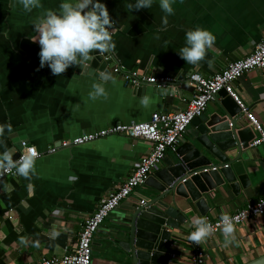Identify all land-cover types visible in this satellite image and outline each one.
<instances>
[{
	"label": "crops",
	"instance_id": "0c3cea01",
	"mask_svg": "<svg viewBox=\"0 0 264 264\" xmlns=\"http://www.w3.org/2000/svg\"><path fill=\"white\" fill-rule=\"evenodd\" d=\"M61 2L41 0L43 9L29 13L18 0H0V125L10 123L13 129L0 137V151L7 146L15 153L16 143L24 139L41 153L30 178L13 175L0 180V264H35L40 258H58L68 252L99 199L121 183L133 161L149 151L147 142L123 135L44 153L49 145L116 123L146 121L155 111L183 109L191 92H178L176 85L189 71L210 76L264 39V0H174V14L167 16L166 27L163 18L167 14L160 9L159 0H153L151 8L132 11L125 5L135 0H101L115 21L109 66L170 75L175 78L171 88L175 95H162L150 85L137 92L111 74L115 82L105 84L108 98L93 101L88 92L97 77H73L75 67L61 76H54L47 65L39 68L40 46L31 40L35 35L33 20L45 9L58 10ZM196 27L210 31L215 43L205 60L193 66L181 59L178 51L185 45L186 31ZM233 86L264 129V69L245 72ZM145 95L150 98L147 108L140 104ZM219 100L216 96L208 102L199 117L219 113ZM236 119V127L246 126L243 116ZM195 135V127L188 124L179 144L192 141ZM245 153L248 185L237 193L226 183L223 189L213 190L204 213L210 218L231 213L264 194V149L249 146ZM164 158L173 160V152L165 151ZM162 160L158 167L163 166ZM145 190L143 184L136 187L126 204H119L104 218L92 238L90 264H127L122 262L120 248L108 238H113L112 230L125 213L122 208L136 202V195ZM204 214L193 208L189 221ZM235 228L236 244L223 247L218 230L201 245H194L187 239L192 230L189 222L184 223L181 229L171 231L175 239L172 247L179 254L170 256V264H189L192 245L199 250L201 264H241L264 252V215ZM53 230L59 235L50 239ZM22 239L27 243H21Z\"/></svg>",
	"mask_w": 264,
	"mask_h": 264
},
{
	"label": "water",
	"instance_id": "95a60500",
	"mask_svg": "<svg viewBox=\"0 0 264 264\" xmlns=\"http://www.w3.org/2000/svg\"><path fill=\"white\" fill-rule=\"evenodd\" d=\"M104 55L92 53L88 64L75 67L72 76L86 74L99 79L100 72L110 73L109 62L102 59ZM177 85L178 92L192 91L185 80ZM144 87L133 88L138 92ZM216 96L220 98L219 113L207 115L206 119L194 117L189 123L196 131L192 141L178 144L173 160L164 158L162 167L149 172L143 182L147 190L136 195L137 201L120 207L125 213L108 241L120 248L122 262L170 264V256L179 254L172 247L175 239L171 238V231L189 222L193 208L204 214L211 201L210 193L223 189L225 183L232 193L248 185L243 159L247 158L245 151L254 134L247 125L235 126L236 118L242 116L235 102L223 90ZM124 203L125 200L120 202ZM241 264H264V252Z\"/></svg>",
	"mask_w": 264,
	"mask_h": 264
},
{
	"label": "built area",
	"instance_id": "2783aa9c",
	"mask_svg": "<svg viewBox=\"0 0 264 264\" xmlns=\"http://www.w3.org/2000/svg\"><path fill=\"white\" fill-rule=\"evenodd\" d=\"M102 59L110 62L112 59L111 52L105 53ZM252 69H264V39L253 44L248 54L239 59L226 61L217 72L210 76L204 77L195 71H189L185 81L192 88V91L183 109L155 111L150 114L149 119L146 121L116 123L92 132H82L70 139L59 141L57 145H49L44 153H53L59 147L82 145L109 135H123L147 142L149 151L133 161L131 170L121 183L108 192L105 197L99 199L92 214L82 222L73 248L58 258H40L35 264H90L92 238L104 218L115 210L120 202L125 200L136 187L143 184L149 172L163 159L165 151L174 152L187 125L194 117L204 112L207 103L215 99L218 91L223 90L235 102L246 120V125L254 133L253 138L249 141V146H261L264 149V129L256 120L250 108L240 100L233 86L242 74ZM110 73L118 77L121 82L132 87L150 85L161 90L162 88L171 89L175 84V78L170 75H152L139 70L127 71L123 70L118 64L110 66ZM174 95L175 92L171 89L168 96ZM27 148L35 147L27 140H18L14 151L17 153L16 158H19L22 151ZM40 155L41 153L38 152V157ZM8 176L13 175L5 174L0 177V180ZM229 214L235 218V226L254 221L264 215V194L254 201L244 203ZM203 216L208 219L216 231L220 230V216L216 218H210L207 214ZM188 262L189 264L202 263V258L196 246L192 245L189 250Z\"/></svg>",
	"mask_w": 264,
	"mask_h": 264
},
{
	"label": "clouds",
	"instance_id": "9594fccd",
	"mask_svg": "<svg viewBox=\"0 0 264 264\" xmlns=\"http://www.w3.org/2000/svg\"><path fill=\"white\" fill-rule=\"evenodd\" d=\"M25 12L33 9H43L41 0H18ZM174 0H159L160 9L167 15L163 24L167 26V16L174 14L172 4ZM153 0H135V3L125 5L126 10L132 11L151 8ZM31 36L32 42L40 46L39 68L47 65L54 76H61L69 67L85 66L92 59V53H108L115 47L113 31L115 21L110 17L109 10L101 0H62L58 10L45 9L34 20ZM215 36L208 30L196 27L185 33V45L178 51V55L187 64L196 66L205 60L207 52L213 47ZM39 70V69H38ZM115 82L114 77L107 71L99 73V80L93 82L88 96L91 100L107 99L108 92L105 84ZM162 95H169L167 88L161 89ZM140 104L147 108L150 98L145 95ZM13 131L11 124L0 125V137L5 131ZM2 143V141H0ZM38 152L35 148L22 151L19 158L14 159V153L4 146L0 151V177L12 174L30 178L35 174V163ZM219 228L223 236V247L236 244L235 218L229 213L220 216ZM189 225L191 232L187 239L194 245H201L213 236L216 229L204 216H193ZM59 235L53 230L50 239ZM21 243H27L21 240Z\"/></svg>",
	"mask_w": 264,
	"mask_h": 264
}]
</instances>
